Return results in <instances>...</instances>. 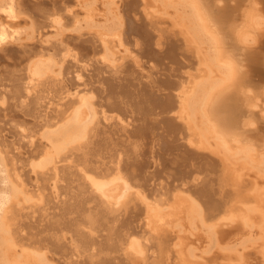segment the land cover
I'll return each instance as SVG.
<instances>
[{"label": "bare ground", "instance_id": "1", "mask_svg": "<svg viewBox=\"0 0 264 264\" xmlns=\"http://www.w3.org/2000/svg\"><path fill=\"white\" fill-rule=\"evenodd\" d=\"M246 1L0 0V264H264V123L208 124L264 117Z\"/></svg>", "mask_w": 264, "mask_h": 264}, {"label": "rangeland", "instance_id": "2", "mask_svg": "<svg viewBox=\"0 0 264 264\" xmlns=\"http://www.w3.org/2000/svg\"><path fill=\"white\" fill-rule=\"evenodd\" d=\"M248 1V0H247ZM247 1H246V3H247ZM254 1H257V0H254ZM254 1H249L250 3H254ZM227 2H228V0L226 1V0H215V5L213 6V7H223V6H225L226 4H227ZM230 3H232V0H230ZM233 3H234V0H233ZM258 3V4H257ZM257 3H254L253 5L251 4L250 6H249V10L251 9V10H253L254 9V11H252V14L250 13L249 14V17H250V21H251V19L254 21V16H253V13L254 12H257V11H255V8L257 7V8H260V7H258V6H262V3L260 2V1H258ZM77 6L79 7V5H76L75 7H73L72 9L74 10V9H77ZM252 6V7H251ZM256 8V9H257ZM248 10V11H249ZM249 12H251V11H249ZM251 15V16H250ZM20 16H23V15H20ZM1 17H5V14H2L1 15ZM252 17V18H251ZM256 17V16H255ZM258 17V16H257ZM262 17V18H261ZM261 17H258V20H260V19H262L263 20V23L262 22H260L259 24H263L264 25V15L263 16H261ZM6 18V17H5ZM62 19V22L64 21V17L63 18H61ZM6 20V19H5ZM7 20H9L10 21V19L9 18H7ZM14 21H16V19H14ZM17 21H19V19L17 20ZM249 21V22H250ZM253 21H251V23H249V25H248V27L250 26H253V27H255L254 25V23H253ZM257 21V20H256ZM249 27V28H250ZM47 31H49V29H51L50 31H49V33L51 32V31H54V30H56V28L55 27H48V28H45ZM53 29V30H52ZM212 29V32H209V35H211V36H216V38H217V32H216V29L215 28H211ZM215 29V30H214ZM45 30V31H46ZM70 29L69 28H66V31H69ZM215 34H214V33ZM39 33V35H41L42 34V32L41 31H39L38 32ZM41 33V34H40ZM52 33V32H51ZM210 33H212V34H210ZM252 34V35H251ZM42 35H44V34H42ZM41 35V36H42ZM45 37H46V35H44ZM250 36H251V38H254L255 39V41H258L259 40V38L258 37H256L255 35H253V33L251 32L250 33ZM243 40V39H242ZM234 66V65H233ZM241 74H242V71H240L239 70V68L238 67H236L235 68V72H234V75H233V77H232V81H236L240 76H241ZM231 80L229 79H223L222 81H221V83H226V84H221V87H219V88H227V86H228V83H230L231 82ZM264 88V87H263ZM262 88V89H263ZM257 90L258 89H256L255 87H247L246 89H245V91H246V93L248 94V95H251V96H254L256 99H257V101L259 100V102H257V103H254L250 108L251 109H253V110H256L257 112H259V115L261 114L262 116H264V100L262 99V97H258L257 96ZM218 91V90H217ZM224 96V95H223ZM219 106V105H218ZM218 106H216L215 107V115H216V118H213V117H211V118H209L208 119V124L212 127V129H213V131H211V135H212V137H211V139H212V141H224V143L226 144V145H228V146H232V144H234V145H240V146H242L243 144H244V132H247L248 134L249 133H252L253 131H251V130H255L256 131V129H259L262 125H263V123H264V117L263 118H261V117H259V118H257V119H255V120H253L251 117H249V113L248 112H246V113H244V115L242 116V118H241V122H240V124H239V126L238 127H234V128H232V130L230 131L232 134H233V137L232 138H230V137H228L227 135H228V133H226V132H224L222 129H223V124L221 123V121L220 120H218V116H217V112L219 111V108H218ZM255 107H257V109L255 108ZM219 115L221 116V112L219 113ZM260 115V116H261ZM254 133H256V132H254ZM218 143V142H217ZM213 143L211 142V144H210V147H211V149H214L215 147H216V145L214 144V145H212ZM242 151H244V150H242ZM232 152L233 153H235L236 154V152H235V149L234 150H232ZM264 187V186H263ZM261 190H263V189H261ZM239 217L240 216H236L235 218H233V221L235 220H238L239 219ZM229 221V219L228 218H226V217H224V218H222L221 220H219V222L217 223V225L218 224H221V226H223V228L224 227H226V226H229V223H227Z\"/></svg>", "mask_w": 264, "mask_h": 264}, {"label": "flooded vegetation", "instance_id": "3", "mask_svg": "<svg viewBox=\"0 0 264 264\" xmlns=\"http://www.w3.org/2000/svg\"><path fill=\"white\" fill-rule=\"evenodd\" d=\"M239 1V0H238ZM242 1V0H241ZM226 7H227V9H226ZM225 7V9L224 8H222V6L220 7L222 10L221 11H223L222 12V18H223V16L226 14V16L227 15H229L228 17H230V15H231V12L229 11V6L227 5ZM225 10H226V13H225ZM228 10V11H227ZM224 13V14H223ZM229 13V14H228ZM231 104H230V103ZM226 105H225V109H223V112H225L226 113V122H227V124H228V122H229V124H228V126L229 127H235L239 122H240V120H241V116L239 117V119H238V123L237 124H235L236 122H237V118H238V116H239V110L241 109V102L237 99V98H234V99H231L230 101H229ZM238 104V105H237ZM229 105V106H228ZM227 106V107H226ZM240 108L239 110L237 109L238 107ZM234 107V108H233ZM238 111V112H237ZM233 115H232V114ZM236 113V114H235Z\"/></svg>", "mask_w": 264, "mask_h": 264}]
</instances>
